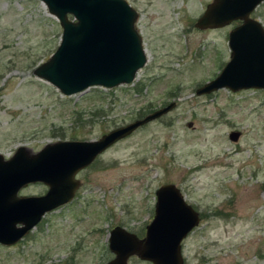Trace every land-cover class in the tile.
I'll list each match as a JSON object with an SVG mask.
<instances>
[{"label":"rangeland","instance_id":"obj_1","mask_svg":"<svg viewBox=\"0 0 264 264\" xmlns=\"http://www.w3.org/2000/svg\"><path fill=\"white\" fill-rule=\"evenodd\" d=\"M127 1L138 12L145 64L129 84L64 95L33 73L58 44L59 21L41 0H0L3 155L19 145L37 151L57 139H94L176 101L80 169L70 201L17 242L0 243V264H102L113 256L110 228L142 236L155 189L165 182L175 183L200 215L181 241L183 264H264V89L195 94L230 56V25L194 26L206 0ZM254 15L264 22V3ZM232 130L239 131L236 140ZM46 189L34 182L20 192ZM128 264L151 262L130 255Z\"/></svg>","mask_w":264,"mask_h":264},{"label":"water","instance_id":"obj_2","mask_svg":"<svg viewBox=\"0 0 264 264\" xmlns=\"http://www.w3.org/2000/svg\"><path fill=\"white\" fill-rule=\"evenodd\" d=\"M61 26L59 42L33 73L64 95L89 86L111 88L129 84L147 55L135 23L136 9L127 0H41ZM260 0H212L195 26L215 27L235 19L242 22L228 33L229 59L217 75L197 86L195 94L219 88L264 89V27L249 13ZM176 104L171 100L141 117L118 125L94 139H57L37 151L19 145L5 156L0 153V243L10 245L23 238L41 217L70 201L80 180L77 172L107 147L137 127L157 118ZM232 130L229 137L238 138ZM42 182V194H21L24 186ZM200 221L199 212L173 182L155 189L154 212L144 234L116 224L108 232L113 256L102 264H128L136 255L151 264H183L182 239Z\"/></svg>","mask_w":264,"mask_h":264},{"label":"flooded vegetation","instance_id":"obj_3","mask_svg":"<svg viewBox=\"0 0 264 264\" xmlns=\"http://www.w3.org/2000/svg\"><path fill=\"white\" fill-rule=\"evenodd\" d=\"M212 0H206V2H205V6H204V9L202 10V12L205 10V8L207 7V5L211 2ZM264 3V0H260L255 6H254V8L251 10V12L249 13V17H251V18H253V19H256V20H258L262 25H263V27H264V22L261 20V18L258 16V15H254V13H255V11L258 9V7L260 6V5H262ZM242 22V19H235V20H232L229 24H224V25H220V26H218V27H213V28H222V27H225V26H228V25H230V29L231 28H233L234 26H236L237 24H239V23H241ZM194 24V23H193ZM195 26V25H194ZM196 27V26H195ZM196 28H198V27H196ZM198 29H200V30H206V29H210V28H198ZM229 29V30H230ZM229 30H228V32H229ZM227 39H228V34H227ZM19 193H21V192H19ZM21 194H25V193H21ZM111 258V257H110ZM109 258V259H110ZM108 260V259H107ZM106 260V261H107Z\"/></svg>","mask_w":264,"mask_h":264},{"label":"trees","instance_id":"obj_4","mask_svg":"<svg viewBox=\"0 0 264 264\" xmlns=\"http://www.w3.org/2000/svg\"><path fill=\"white\" fill-rule=\"evenodd\" d=\"M134 90L136 91H140L141 90V85L136 84V86H134ZM96 112V111H95ZM140 114V113H139Z\"/></svg>","mask_w":264,"mask_h":264}]
</instances>
